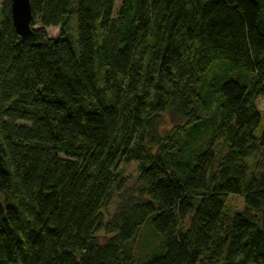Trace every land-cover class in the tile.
<instances>
[{"label":"trees","instance_id":"16d2710c","mask_svg":"<svg viewBox=\"0 0 264 264\" xmlns=\"http://www.w3.org/2000/svg\"><path fill=\"white\" fill-rule=\"evenodd\" d=\"M116 1H0V264H264V0Z\"/></svg>","mask_w":264,"mask_h":264},{"label":"water","instance_id":"95a60500","mask_svg":"<svg viewBox=\"0 0 264 264\" xmlns=\"http://www.w3.org/2000/svg\"><path fill=\"white\" fill-rule=\"evenodd\" d=\"M12 15L17 33L22 37L28 36L33 17L30 0H12Z\"/></svg>","mask_w":264,"mask_h":264},{"label":"rangeland","instance_id":"374dc122","mask_svg":"<svg viewBox=\"0 0 264 264\" xmlns=\"http://www.w3.org/2000/svg\"><path fill=\"white\" fill-rule=\"evenodd\" d=\"M0 1H2V0H0ZM119 1H120V0H117V1H116V6H118ZM74 17H75L76 22H77V17H76V15H75ZM69 22H70L69 24H70V27H71V31L74 33V31H75V21H74V19H71ZM47 31H48V33H49L50 36H59V34H60V32H61V27H49V28L47 29ZM216 69H217V67H216ZM217 70H220V68H218ZM257 107H258V109H259L260 111H262V110L264 109V97H260V98H259V100H258V102H257ZM261 127H263V124H262ZM127 170H128L129 172H131V173L136 172V165H135V163L130 164V165L127 167ZM227 204H228V205H227L228 210H229L230 212H234V211L240 210V209L242 208V205H243V198L240 197V196H237V195L229 196L228 201H227ZM115 205H116V201H114V202L110 205V207H109L107 213H110V212L112 213L113 210H114V208H115Z\"/></svg>","mask_w":264,"mask_h":264}]
</instances>
